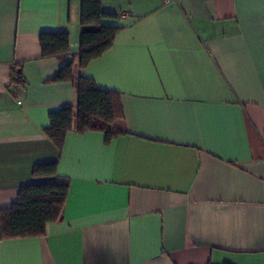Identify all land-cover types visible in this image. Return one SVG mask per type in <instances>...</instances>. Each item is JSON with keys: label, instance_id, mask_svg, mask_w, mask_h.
I'll return each instance as SVG.
<instances>
[{"label": "crops", "instance_id": "obj_1", "mask_svg": "<svg viewBox=\"0 0 264 264\" xmlns=\"http://www.w3.org/2000/svg\"><path fill=\"white\" fill-rule=\"evenodd\" d=\"M101 8L121 30L73 75L119 93L128 133L69 131L59 150L44 130L76 91L50 79L72 57L43 58L39 34L76 56L80 0H0V211L68 183L44 235L0 237V264H264V0ZM47 162L56 178L33 177Z\"/></svg>", "mask_w": 264, "mask_h": 264}, {"label": "trees", "instance_id": "obj_2", "mask_svg": "<svg viewBox=\"0 0 264 264\" xmlns=\"http://www.w3.org/2000/svg\"><path fill=\"white\" fill-rule=\"evenodd\" d=\"M116 16L102 10L101 0H80V32L76 56L72 54V58L50 79L51 82L69 81L76 91L75 107L64 105L50 113L49 126L44 130L59 150L69 131H99L104 134L106 143L128 133L119 93L98 88L82 74L73 75L75 68L83 69L112 46L121 28L103 25L101 21ZM39 45L43 58L67 56L68 33L41 32ZM56 174L57 165L54 162L39 163L32 169L33 177L56 178ZM67 192L68 183L59 179L21 186L11 207L0 211V237L7 239L44 235L46 225L61 218Z\"/></svg>", "mask_w": 264, "mask_h": 264}, {"label": "built area", "instance_id": "obj_3", "mask_svg": "<svg viewBox=\"0 0 264 264\" xmlns=\"http://www.w3.org/2000/svg\"><path fill=\"white\" fill-rule=\"evenodd\" d=\"M67 57L71 58L72 57V54L71 53H68L67 54ZM17 104H20V101H18Z\"/></svg>", "mask_w": 264, "mask_h": 264}]
</instances>
